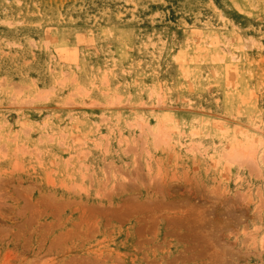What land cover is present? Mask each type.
<instances>
[{
    "label": "rangeland",
    "instance_id": "obj_1",
    "mask_svg": "<svg viewBox=\"0 0 264 264\" xmlns=\"http://www.w3.org/2000/svg\"><path fill=\"white\" fill-rule=\"evenodd\" d=\"M0 264H264V0H0Z\"/></svg>",
    "mask_w": 264,
    "mask_h": 264
},
{
    "label": "bare ground",
    "instance_id": "obj_2",
    "mask_svg": "<svg viewBox=\"0 0 264 264\" xmlns=\"http://www.w3.org/2000/svg\"><path fill=\"white\" fill-rule=\"evenodd\" d=\"M248 147H251V146H248ZM251 149H253V148H251ZM251 149L250 148H245V149L244 148H232L226 154V156L228 157V159L230 161H232V163H234L236 160H240V159L252 160L254 157V152ZM245 161H242V163H245Z\"/></svg>",
    "mask_w": 264,
    "mask_h": 264
}]
</instances>
